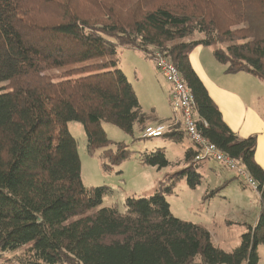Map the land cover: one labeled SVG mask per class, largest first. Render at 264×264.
<instances>
[{
	"label": "trees",
	"instance_id": "trees-1",
	"mask_svg": "<svg viewBox=\"0 0 264 264\" xmlns=\"http://www.w3.org/2000/svg\"><path fill=\"white\" fill-rule=\"evenodd\" d=\"M193 4L187 12L153 0L112 6L101 0H0L1 254L27 247L17 264H259L264 170L255 160L257 139H240L225 123L189 53L213 47L226 74L264 82V0ZM86 5L92 12L81 14ZM44 11L51 19L42 18ZM196 32L203 39L187 41ZM118 47L172 62L194 96L198 131L255 181L260 213L234 250L215 247L205 228L175 217L165 198L184 178L191 189L201 185L195 148L185 153V169L152 196L127 198L123 212L103 207L110 187H84L68 123L83 125L88 153L102 150L109 170L131 152L124 144L111 150L102 123L133 135L134 126L143 132L154 114L143 111L118 68ZM164 137L181 141L183 133L172 129ZM141 160L159 169L169 164L161 149L142 153Z\"/></svg>",
	"mask_w": 264,
	"mask_h": 264
},
{
	"label": "rangeland",
	"instance_id": "rangeland-1",
	"mask_svg": "<svg viewBox=\"0 0 264 264\" xmlns=\"http://www.w3.org/2000/svg\"><path fill=\"white\" fill-rule=\"evenodd\" d=\"M101 1L112 6V2L134 5L139 0ZM153 1L157 4H169L179 10L187 9V12H191L194 7L193 3L197 0ZM91 10L92 7L88 5L79 8L80 13L86 15L91 13ZM45 13L47 16L44 15L42 18L44 20L51 19L48 16L51 14L47 11H44ZM203 37L196 32L187 41H198ZM222 48L225 49L226 45H223ZM150 51L153 52V48H150ZM213 51V47L198 46L189 53V60L206 82L210 92L217 100L223 98V92L218 87L228 92L230 96L231 94L236 95L232 99L238 97L241 99V96H245L241 100L243 107L250 111V114L251 112L258 113L254 115L264 121V82L246 73L226 74L224 66L216 61ZM149 55L150 57L140 50L118 47L116 56L118 68L124 72L132 85L143 111L151 116V113L155 112L156 118L153 115L145 125L155 126L161 123L167 125L169 119H172V123L175 120H182L180 112L175 111L172 106L171 88L163 72L157 66L156 59L152 58L155 53ZM86 75L87 73H84L81 76ZM2 87L3 84H0V89ZM238 109H241L240 106ZM226 110L229 112L231 107ZM102 128L112 142L109 146L111 150L116 151L117 145L124 144L131 152V156L119 165L111 166L109 164V170H105L103 167L102 150L94 155L88 153L83 125L79 122L68 123V129L77 141L84 187L87 189L110 187L112 193L104 197L103 207H115L120 212L124 211V202L127 198L152 196L158 190L160 183L165 182L170 175L185 169L188 166L185 161V153L188 149L195 148L179 122L175 125L174 131L183 133L181 141L170 140L164 136L144 139L142 129L138 125L134 126L133 135H129L109 123H102ZM159 149L165 152L169 161L168 166L159 169L142 162V153L155 152ZM259 153L260 158L264 161V144L259 145ZM108 163L106 164L108 165ZM238 169L243 171L246 177H250L244 166L238 165ZM197 171L203 176L200 186L191 189L184 178L174 187L173 193L165 195L172 214L184 221L204 224L218 237L230 236L233 241L230 243L231 246H237L239 244L237 241L239 229L234 224L238 222L235 218L238 214L239 192L243 190L255 192V188L245 182L246 177L240 175L238 170H232L219 162L209 161L201 165ZM214 189H221L219 196H213L214 199L206 200L205 196ZM240 211H242L241 208ZM26 250L27 247H24L12 253H0V264H17L16 260L24 258ZM260 253L263 260L261 261L258 253L259 264H264V245L260 246Z\"/></svg>",
	"mask_w": 264,
	"mask_h": 264
},
{
	"label": "crops",
	"instance_id": "crops-1",
	"mask_svg": "<svg viewBox=\"0 0 264 264\" xmlns=\"http://www.w3.org/2000/svg\"><path fill=\"white\" fill-rule=\"evenodd\" d=\"M191 62V61H190ZM191 65L205 87L207 88L211 98L213 99L214 103L216 104L217 108L222 113V117L225 121V123L231 128V130L240 138V139H246L249 137H256L257 139V145H256V152H255V160L256 162L262 167L264 170V161L260 158L259 153V145L264 144V121L259 116H255L254 114L256 112L247 111L243 105L242 101L245 96H241V99L238 97L237 99H232L233 96H236L234 94L228 95L229 93L225 90L218 87L220 91L223 92V98L220 100H217L213 94L210 92L206 82L203 80V78L200 76V74L197 72V70L194 68L192 62ZM217 87V86H216ZM241 95V94H240ZM240 106V110L238 107ZM231 110L228 112L226 109L230 108ZM258 114V113H256ZM155 117V112H154ZM156 118V117H155ZM172 119H169L168 121L171 122ZM159 125H162L159 124ZM159 125H148L147 127H157ZM183 139V138H182ZM193 149V148H191ZM262 157V156H261ZM209 161L203 162L200 165H204L208 163ZM201 167V166H200ZM203 180V179H202ZM221 189H214L211 190L205 198L206 200L214 199L216 196L218 197L220 194ZM211 192H214V194H211ZM209 195V196H208ZM215 196V197H213ZM237 196V195H236ZM238 203H237V209L238 214L235 219H237V225L238 226V243L237 246H231V238L230 236L226 237H218L214 231L207 229V226H204V224H199L200 226H204L205 229L210 232L211 235V242L213 245L217 248L223 249L226 252H230L237 248L241 243V236L246 232L247 226L251 225L254 226L257 222L259 213H260V197L255 189V192L243 190L239 192L238 197ZM230 202V200H229ZM240 208L242 211H240ZM233 225V226H234ZM203 227V228H204ZM227 245V246H225ZM262 246V245H261ZM258 253L260 255L261 261L263 260L262 255L260 253V246L258 248ZM197 264H199V261H197Z\"/></svg>",
	"mask_w": 264,
	"mask_h": 264
},
{
	"label": "built area",
	"instance_id": "built-area-1",
	"mask_svg": "<svg viewBox=\"0 0 264 264\" xmlns=\"http://www.w3.org/2000/svg\"><path fill=\"white\" fill-rule=\"evenodd\" d=\"M157 61V66L163 72L170 88H171V103L175 111L180 112L182 120L174 123L169 122L167 125H159L157 127H147L143 131L144 139L163 137L166 132L174 129L175 125H179L185 131L187 137L195 146L197 154L195 161L203 163L206 161H215L222 163L232 170H238L240 175L245 176V173L238 169V162L225 155L218 147L207 140L198 131V114L195 110V99L191 91L186 87L182 81L181 75L177 67L170 62L166 57L159 53L154 55ZM246 183L250 184L253 188H257L255 181L251 177H246Z\"/></svg>",
	"mask_w": 264,
	"mask_h": 264
}]
</instances>
